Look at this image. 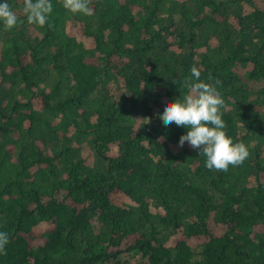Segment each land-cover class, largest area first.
I'll list each match as a JSON object with an SVG mask.
<instances>
[{"label": "trees", "instance_id": "16d2710c", "mask_svg": "<svg viewBox=\"0 0 264 264\" xmlns=\"http://www.w3.org/2000/svg\"><path fill=\"white\" fill-rule=\"evenodd\" d=\"M7 2L0 264H264V0H51L53 28ZM193 65L248 147L226 172L158 115Z\"/></svg>", "mask_w": 264, "mask_h": 264}, {"label": "clouds", "instance_id": "9594fccd", "mask_svg": "<svg viewBox=\"0 0 264 264\" xmlns=\"http://www.w3.org/2000/svg\"><path fill=\"white\" fill-rule=\"evenodd\" d=\"M61 3L71 13L91 14V0H61ZM52 12L51 0H23V13L30 25L53 28L54 25L49 22ZM0 22L5 31L23 22L7 0L0 3ZM190 71L191 76L184 80L187 92L174 102H166L163 112L158 114L159 118L165 126L175 123L188 129L185 135H181L178 146L183 147L187 142L191 148L198 149L200 155L206 157L207 169L226 172L229 166L242 165L249 156L248 147L242 141L234 142L227 133V124L222 119L221 111L224 100L216 87L220 81L204 82L195 65ZM9 242V234L0 231V254H7Z\"/></svg>", "mask_w": 264, "mask_h": 264}, {"label": "rangeland", "instance_id": "374dc122", "mask_svg": "<svg viewBox=\"0 0 264 264\" xmlns=\"http://www.w3.org/2000/svg\"><path fill=\"white\" fill-rule=\"evenodd\" d=\"M176 17H178V16H176ZM43 85H44V84H43ZM85 152H86V151H85L84 148H82V149L80 150V154H81V155L85 154Z\"/></svg>", "mask_w": 264, "mask_h": 264}]
</instances>
